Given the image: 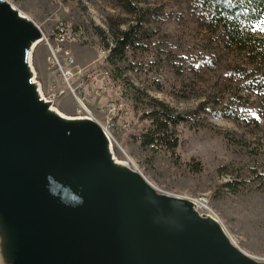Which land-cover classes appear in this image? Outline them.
<instances>
[{
    "label": "water",
    "instance_id": "obj_1",
    "mask_svg": "<svg viewBox=\"0 0 264 264\" xmlns=\"http://www.w3.org/2000/svg\"><path fill=\"white\" fill-rule=\"evenodd\" d=\"M45 34L0 0V264H264L116 156L101 125L46 98Z\"/></svg>",
    "mask_w": 264,
    "mask_h": 264
},
{
    "label": "rangeland",
    "instance_id": "obj_2",
    "mask_svg": "<svg viewBox=\"0 0 264 264\" xmlns=\"http://www.w3.org/2000/svg\"><path fill=\"white\" fill-rule=\"evenodd\" d=\"M8 1L32 18L46 35L59 22L73 24L83 33L84 40L74 42L71 49L75 57L76 48H80L88 56L86 59H95L91 68H104L106 58L100 61L99 54L105 51L107 55L109 51L103 48L101 34L104 33L108 41L112 40L108 27L110 19L129 18L117 0ZM135 2L142 7L159 8L165 13L179 10L178 0ZM156 32L161 50H170L175 54L176 62L187 66L191 64L197 71L186 69L179 80L183 89L191 95L189 99L156 91L134 72H126L123 76L125 84L119 83L130 95L133 132L140 127L139 115L147 102L146 96L157 98L178 112L186 113L196 110L201 103L209 102L216 95L227 101L231 94L238 93L236 84L223 83L224 74L211 67L204 68L195 60L199 54L203 55L197 59L211 57L205 52L211 42L190 18L184 17L180 21L171 19L157 26ZM36 52L42 55L43 63L49 59V49L41 44L33 55L34 66ZM146 58L149 59L148 56ZM37 73L38 79L45 85L51 75L47 70L41 74L37 70ZM169 78L175 80V75L169 74ZM238 94L246 99L243 106L245 119L235 123L201 113L198 123L206 126H198L197 129L184 126L181 129L180 157L177 159L168 151L153 153L140 149L129 139L131 133L118 135L119 145L115 146V152L118 159L129 162L160 193L191 200L198 197L209 199V208L234 243L251 257L264 261V105L246 93ZM138 95L143 96V104L137 100ZM55 105L67 115L75 114L76 102L71 94L63 95ZM194 161L201 163L199 173L191 167ZM226 184L230 186L226 187Z\"/></svg>",
    "mask_w": 264,
    "mask_h": 264
},
{
    "label": "trees",
    "instance_id": "obj_3",
    "mask_svg": "<svg viewBox=\"0 0 264 264\" xmlns=\"http://www.w3.org/2000/svg\"><path fill=\"white\" fill-rule=\"evenodd\" d=\"M117 1L129 18L110 19L111 41L104 33L101 34L103 48L109 51L103 66L111 71L116 82L125 84L123 76L132 71L156 91L189 99L191 95L179 80L186 69L191 72L197 70L191 64L176 62L175 54L161 50L156 40L157 26L171 19L180 21L188 17L211 42L205 50L211 57L197 59L203 55L199 54L195 58L200 66L211 67L224 74L226 79L223 83L236 84L238 93H246L264 105V0H178L179 10L168 13L159 8L142 7L135 0ZM169 74L175 75V80H170ZM238 93L231 94L227 101L216 95L209 102L201 103L196 110L186 113L146 96L147 102L139 115L140 127L129 135V139L142 150L153 153L168 151L177 159L180 157L181 129L184 126L192 129L206 126L198 123L201 113L235 123L245 119L243 106L246 99ZM137 100L144 102L141 95ZM191 165L197 173L202 170L198 161Z\"/></svg>",
    "mask_w": 264,
    "mask_h": 264
},
{
    "label": "built area",
    "instance_id": "obj_4",
    "mask_svg": "<svg viewBox=\"0 0 264 264\" xmlns=\"http://www.w3.org/2000/svg\"><path fill=\"white\" fill-rule=\"evenodd\" d=\"M83 40V33L69 22H59L49 35H45L43 45L50 52L48 69L51 76L44 85V93L47 99L71 94L76 102L74 115L88 116L97 121L117 146L118 135L133 132L130 95L123 92L121 83L114 80L109 69L77 64L69 45ZM99 60L103 61V52H100ZM102 97L105 98L103 103L97 100ZM192 201L201 216L215 217L209 208V199L198 197Z\"/></svg>",
    "mask_w": 264,
    "mask_h": 264
},
{
    "label": "crops",
    "instance_id": "obj_5",
    "mask_svg": "<svg viewBox=\"0 0 264 264\" xmlns=\"http://www.w3.org/2000/svg\"><path fill=\"white\" fill-rule=\"evenodd\" d=\"M69 46L72 48V46H74V43L70 44ZM76 52H77L76 60L80 67H90L94 64L95 59H86L88 58V56L86 55L85 52L82 53L80 48H76ZM35 66L40 74L42 73L43 70H47L48 75H50L48 69V60L45 63H43L42 55H39L37 52L35 53ZM104 99H105L104 97L99 98L101 102H103Z\"/></svg>",
    "mask_w": 264,
    "mask_h": 264
},
{
    "label": "bare ground",
    "instance_id": "obj_6",
    "mask_svg": "<svg viewBox=\"0 0 264 264\" xmlns=\"http://www.w3.org/2000/svg\"><path fill=\"white\" fill-rule=\"evenodd\" d=\"M105 54H106V53H105V51H104V53H103L104 57H103V58H106L107 55L109 54V52H108L107 55H105ZM121 88H122V87H121ZM122 89H123V92H125V94L128 95V93H127V91L125 90V88H122Z\"/></svg>",
    "mask_w": 264,
    "mask_h": 264
},
{
    "label": "flooded vegetation",
    "instance_id": "obj_7",
    "mask_svg": "<svg viewBox=\"0 0 264 264\" xmlns=\"http://www.w3.org/2000/svg\"><path fill=\"white\" fill-rule=\"evenodd\" d=\"M58 101V100H57ZM57 101H55V104L57 103Z\"/></svg>",
    "mask_w": 264,
    "mask_h": 264
}]
</instances>
